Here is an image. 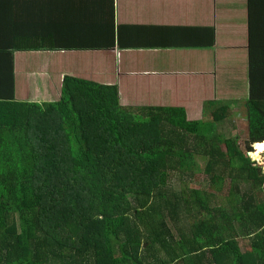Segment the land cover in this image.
I'll list each match as a JSON object with an SVG mask.
<instances>
[{
    "label": "trees",
    "instance_id": "16d2710c",
    "mask_svg": "<svg viewBox=\"0 0 264 264\" xmlns=\"http://www.w3.org/2000/svg\"><path fill=\"white\" fill-rule=\"evenodd\" d=\"M248 31L249 99L198 120L72 76L58 101L0 98V264H264V167L249 156L264 145V0H248ZM242 105L244 147L219 132ZM198 160L211 191L174 189Z\"/></svg>",
    "mask_w": 264,
    "mask_h": 264
},
{
    "label": "crops",
    "instance_id": "0c3cea01",
    "mask_svg": "<svg viewBox=\"0 0 264 264\" xmlns=\"http://www.w3.org/2000/svg\"><path fill=\"white\" fill-rule=\"evenodd\" d=\"M46 39L54 50L32 49ZM67 76L190 120L208 102L245 103L248 0H0V98L58 101Z\"/></svg>",
    "mask_w": 264,
    "mask_h": 264
},
{
    "label": "rangeland",
    "instance_id": "374dc122",
    "mask_svg": "<svg viewBox=\"0 0 264 264\" xmlns=\"http://www.w3.org/2000/svg\"><path fill=\"white\" fill-rule=\"evenodd\" d=\"M230 87V85H228L226 88L224 89H228ZM39 95H43V94H39ZM44 96V95H43ZM194 96H191V99H193ZM189 100V101H192V100ZM246 107L245 106H241V107H235V119L236 120V123L234 124L233 121L231 122H226L222 125L219 126V132L220 134L224 135L225 139L224 140H228L230 138H238L241 145L244 147V144H245V141H246V125H247V115H246ZM200 111V113H199ZM208 113L206 114V118L208 119V116L210 115V111H207ZM202 114V107L199 106L197 107V109H195L194 107V110L192 112V119L194 118H198V116ZM222 149H225L226 150V147L221 146ZM253 150H254V154L257 156L255 158L252 157V155L250 154V158L252 161H255L258 163V165L260 166H263L264 167V154L263 155H258L257 154V151H256V148L255 146L253 147ZM198 165H199V168L198 170H196V177L194 178V180L188 182L186 184L185 187H181V185H179V183H175L173 188L174 189H178V190H183L184 188L188 191V192H192V191H201L202 189L206 190V186H202L204 183H205V180H206V175L204 173V167H205V163L203 160H198ZM230 181L227 185V189L226 190H229L230 188ZM208 189V188H207ZM211 190L208 189V192H210ZM226 202V198L222 195V197H220V194L218 195V199L216 200V203H225ZM192 219H190V221H192ZM176 233V231H175ZM176 235V234H175ZM176 238H179L177 237L176 235Z\"/></svg>",
    "mask_w": 264,
    "mask_h": 264
},
{
    "label": "bare ground",
    "instance_id": "6f19581e",
    "mask_svg": "<svg viewBox=\"0 0 264 264\" xmlns=\"http://www.w3.org/2000/svg\"><path fill=\"white\" fill-rule=\"evenodd\" d=\"M259 145L260 147H257ZM255 145L256 151L258 155H263L264 154V145L263 144H257Z\"/></svg>",
    "mask_w": 264,
    "mask_h": 264
},
{
    "label": "clouds",
    "instance_id": "9594fccd",
    "mask_svg": "<svg viewBox=\"0 0 264 264\" xmlns=\"http://www.w3.org/2000/svg\"><path fill=\"white\" fill-rule=\"evenodd\" d=\"M257 147H260L259 145H257Z\"/></svg>",
    "mask_w": 264,
    "mask_h": 264
}]
</instances>
